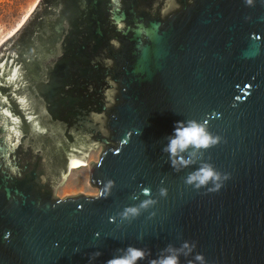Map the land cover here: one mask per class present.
I'll return each instance as SVG.
<instances>
[{
    "label": "water",
    "instance_id": "water-1",
    "mask_svg": "<svg viewBox=\"0 0 264 264\" xmlns=\"http://www.w3.org/2000/svg\"><path fill=\"white\" fill-rule=\"evenodd\" d=\"M188 121L220 139L177 170L164 149ZM97 150V194L58 197ZM206 165L219 190L187 183ZM130 246L137 264H264V0H37L0 42V264Z\"/></svg>",
    "mask_w": 264,
    "mask_h": 264
},
{
    "label": "clouds",
    "instance_id": "clouds-1",
    "mask_svg": "<svg viewBox=\"0 0 264 264\" xmlns=\"http://www.w3.org/2000/svg\"><path fill=\"white\" fill-rule=\"evenodd\" d=\"M251 2L252 0H248L249 4H251ZM219 139V137L213 138L206 131L204 124L196 121H188L187 126H185L183 123H178L175 128V134L173 137L169 138V144L164 151L170 154L172 165L178 170V164L187 166L188 163H190V161L185 160L181 156V153H184L190 147L207 149L211 145L219 143ZM220 180L221 176L211 166L206 165L201 167L196 173L190 175L187 179V183H196L198 187L208 186L209 184L214 183L216 190H219L222 186L219 183ZM112 186L113 181L109 180L105 190L110 189ZM148 194V190H145V195ZM161 195H167L165 189H161ZM152 203H154V201H144L140 205V208L147 209ZM138 214L139 209L135 207L125 209L123 213L125 218H128L129 215L136 216ZM185 247H187V245H185ZM122 251L124 252L123 255L110 259L107 261V264H137V261L143 260L146 256L145 251L131 246ZM96 255H99V253ZM197 259L203 260V257L197 256ZM151 264H179V259L176 255H169L167 257L153 260Z\"/></svg>",
    "mask_w": 264,
    "mask_h": 264
},
{
    "label": "rangeland",
    "instance_id": "rangeland-1",
    "mask_svg": "<svg viewBox=\"0 0 264 264\" xmlns=\"http://www.w3.org/2000/svg\"><path fill=\"white\" fill-rule=\"evenodd\" d=\"M37 0H0V42L3 41L23 20ZM99 150L91 152L86 166L71 170L65 183L58 189L57 196L64 198L77 194L95 196L97 189L89 184V164L96 162Z\"/></svg>",
    "mask_w": 264,
    "mask_h": 264
},
{
    "label": "bare ground",
    "instance_id": "bare-ground-1",
    "mask_svg": "<svg viewBox=\"0 0 264 264\" xmlns=\"http://www.w3.org/2000/svg\"><path fill=\"white\" fill-rule=\"evenodd\" d=\"M32 7H33V6H32ZM32 7H31V9H32ZM31 9H30V10H31ZM30 10H29V12H30ZM29 12H28V13H29ZM28 13L26 14V16L28 15ZM26 16H25V17H26ZM25 17H24V18H25ZM24 18H23V20H24ZM23 20H22V21H23ZM22 21H21V22H22ZM21 22L17 25V27L21 24ZM17 27H15V28L13 29V31H12L10 34H12V33L17 29ZM10 34H9V35H10ZM84 166H86V165H84V164H82V163H80V162H77V163H74V167H72V170L80 169V168H82V167H84Z\"/></svg>",
    "mask_w": 264,
    "mask_h": 264
}]
</instances>
